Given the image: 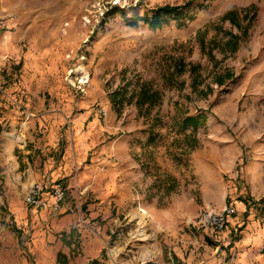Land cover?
<instances>
[{"label": "rangeland", "instance_id": "1", "mask_svg": "<svg viewBox=\"0 0 264 264\" xmlns=\"http://www.w3.org/2000/svg\"><path fill=\"white\" fill-rule=\"evenodd\" d=\"M2 2L0 35L42 42L49 74L0 62V264H200L264 230V0ZM168 5L190 6L184 25L128 24ZM34 183L60 184L62 209L26 204ZM228 206L223 230L192 224Z\"/></svg>", "mask_w": 264, "mask_h": 264}, {"label": "crops", "instance_id": "2", "mask_svg": "<svg viewBox=\"0 0 264 264\" xmlns=\"http://www.w3.org/2000/svg\"><path fill=\"white\" fill-rule=\"evenodd\" d=\"M8 8L9 7L4 6L2 0H0V17L8 12ZM2 23L4 24L5 22H2L0 19V25H2ZM6 24H9V22L5 23V25ZM20 24L22 23L20 22ZM30 33L33 34L34 29H31ZM20 34L21 32H17V30L2 32L0 35V45L2 49L6 50V55L0 56V62L3 65H7L9 64L8 59L15 62L24 60L27 68L30 69L31 73L34 75V78L31 80V85L35 82V86H38V83L39 85L43 84L44 76L49 74L47 68L49 64L47 58L49 55L43 52L38 53L39 50L44 48V45L37 40L30 41L29 46L26 45V50L21 48ZM39 44H42V47H39ZM31 91L32 92H30V89L26 91L27 96L31 98L45 97L42 91L33 89H31ZM135 144L140 146L141 142L139 139L131 140L128 149L130 152L133 150ZM123 166L129 167V171L132 170L131 165L127 161L123 162ZM237 247L240 253H212L210 259L201 261L200 264H206V262H208V264H264V230L262 226L258 224V222L249 224L242 234ZM230 257H232V259Z\"/></svg>", "mask_w": 264, "mask_h": 264}, {"label": "trees", "instance_id": "3", "mask_svg": "<svg viewBox=\"0 0 264 264\" xmlns=\"http://www.w3.org/2000/svg\"><path fill=\"white\" fill-rule=\"evenodd\" d=\"M189 7H190L189 5H186L184 7H173L169 5L164 6L153 11L151 17L147 15L144 18L140 19L138 16H136L132 19H129L128 24L130 26H137L140 21H143L146 24H148L151 30L157 31L163 27L167 19L173 18L179 24L184 25L188 19L186 10H188ZM231 14H234V12L233 11L229 12L227 16ZM232 23L237 27H241V25L239 24L238 20L235 17L232 20ZM227 36H231L232 42L236 39V35L232 33H228ZM184 72H185V67L183 65V61L181 60L177 61V64L175 65V73H177L178 75H182ZM175 73L173 74L176 75ZM171 76L170 75L168 76L169 80L171 79L170 78ZM219 83L221 85L224 84L222 80ZM137 96H138L137 105L139 107L145 106L147 104L151 107H154L161 100V93L159 91H156L150 83H141L139 85V91L137 93ZM186 121L193 123L195 125V128H197V123L195 122L194 118H188L186 119ZM261 204L263 206L261 209V214L262 216H264V199L262 200ZM58 258L61 264L68 263L67 257L63 253H59ZM91 264H103V263H101L98 260H95Z\"/></svg>", "mask_w": 264, "mask_h": 264}, {"label": "built area", "instance_id": "4", "mask_svg": "<svg viewBox=\"0 0 264 264\" xmlns=\"http://www.w3.org/2000/svg\"><path fill=\"white\" fill-rule=\"evenodd\" d=\"M45 195L51 197L54 200L53 209L54 211H60L63 203L65 202L64 188L60 184H54L51 187L34 183L25 198L26 204L29 206L43 207L46 206ZM235 214V209L231 206L224 208L222 211H206L201 213L192 224L199 225L203 228H212L216 231H221L225 228L228 223V219Z\"/></svg>", "mask_w": 264, "mask_h": 264}]
</instances>
